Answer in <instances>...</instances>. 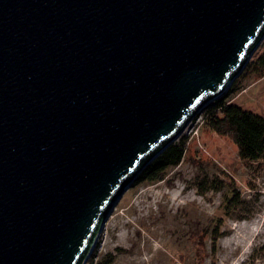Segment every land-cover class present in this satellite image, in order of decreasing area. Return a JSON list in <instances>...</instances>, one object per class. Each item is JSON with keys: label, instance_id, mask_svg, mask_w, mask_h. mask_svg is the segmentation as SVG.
Segmentation results:
<instances>
[{"label": "water", "instance_id": "95a60500", "mask_svg": "<svg viewBox=\"0 0 264 264\" xmlns=\"http://www.w3.org/2000/svg\"><path fill=\"white\" fill-rule=\"evenodd\" d=\"M263 38L264 0H0V264H86Z\"/></svg>", "mask_w": 264, "mask_h": 264}, {"label": "rangeland", "instance_id": "374dc122", "mask_svg": "<svg viewBox=\"0 0 264 264\" xmlns=\"http://www.w3.org/2000/svg\"><path fill=\"white\" fill-rule=\"evenodd\" d=\"M262 53L264 38L252 59ZM228 90L226 101L264 117V78L245 73ZM205 118L202 111L175 141L185 142L179 166L158 183L124 193L98 237L93 264L108 255L113 264H194L193 236L205 246V264H264V162H242L229 139L205 128ZM215 178L233 183L239 195L229 216L225 191L198 193L202 180ZM220 219L212 256L210 237Z\"/></svg>", "mask_w": 264, "mask_h": 264}, {"label": "trees", "instance_id": "16d2710c", "mask_svg": "<svg viewBox=\"0 0 264 264\" xmlns=\"http://www.w3.org/2000/svg\"><path fill=\"white\" fill-rule=\"evenodd\" d=\"M245 73H254L259 78H264V53L248 62L240 75ZM235 83L236 80L231 87ZM203 111L206 113L205 128L219 137L229 139L234 144L237 156L242 162L258 164L264 162V117L261 114L247 111L233 102H228L224 96ZM184 155L185 142L179 140L172 143L139 174L132 186L149 185L162 181L170 169L181 164ZM233 185L230 181L223 179H204L198 184L197 190L201 196L210 191H225L227 195H225L224 215L229 216L239 205V195ZM221 221V219L217 221L218 224L211 233L212 256L215 255L217 241L222 236V233H219ZM192 239L194 264H205L208 257L205 246L198 241L197 236H193ZM94 259L95 256L91 253L86 263L93 264ZM95 264H113V258L108 255L100 263Z\"/></svg>", "mask_w": 264, "mask_h": 264}, {"label": "built area", "instance_id": "2783aa9c", "mask_svg": "<svg viewBox=\"0 0 264 264\" xmlns=\"http://www.w3.org/2000/svg\"><path fill=\"white\" fill-rule=\"evenodd\" d=\"M191 123H192V122H191ZM191 123H190V124H191ZM190 124H189V125H190ZM189 125H188V126H189ZM188 126H187V127H188ZM187 127H186V128H187Z\"/></svg>", "mask_w": 264, "mask_h": 264}]
</instances>
